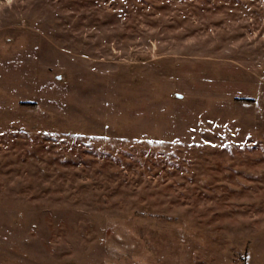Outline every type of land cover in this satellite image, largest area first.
<instances>
[{
  "label": "rangeland",
  "instance_id": "1",
  "mask_svg": "<svg viewBox=\"0 0 264 264\" xmlns=\"http://www.w3.org/2000/svg\"><path fill=\"white\" fill-rule=\"evenodd\" d=\"M0 264H264V0H0Z\"/></svg>",
  "mask_w": 264,
  "mask_h": 264
}]
</instances>
